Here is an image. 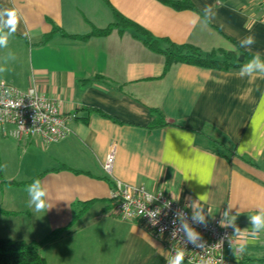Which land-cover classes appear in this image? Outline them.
<instances>
[{"label": "crops", "instance_id": "0c3cea01", "mask_svg": "<svg viewBox=\"0 0 264 264\" xmlns=\"http://www.w3.org/2000/svg\"><path fill=\"white\" fill-rule=\"evenodd\" d=\"M189 1L195 12L159 0H0L21 17L0 47V83L33 88L76 117L70 135L54 143L0 134L3 177L21 184L0 191V239L40 241L67 229L39 249L45 264H165L161 242L140 221L110 213L119 183L160 191L192 213L202 210L206 222L225 220L233 244L224 255L264 264V229L256 232L250 219L264 213V72L185 64L164 72L163 57L131 28L80 39L107 28L116 12L156 40L264 60L256 0ZM250 35L256 43L242 47ZM37 180L51 204L46 212L30 207L27 188Z\"/></svg>", "mask_w": 264, "mask_h": 264}, {"label": "built area", "instance_id": "2783aa9c", "mask_svg": "<svg viewBox=\"0 0 264 264\" xmlns=\"http://www.w3.org/2000/svg\"><path fill=\"white\" fill-rule=\"evenodd\" d=\"M264 12V0H256ZM75 114H63L49 98L29 88L19 91L13 86L0 83V134L21 143L36 139L43 144L63 140L71 131L69 123ZM114 163V147L111 146L103 163V171L111 175ZM110 213L123 222L140 221L149 234L160 241L166 252V262L177 251H183L182 264H236L224 255L232 245L227 223L223 219L196 223L193 213L164 193L148 192L137 185L115 183L109 193ZM155 213V215H150ZM186 221L200 236L201 247L187 241L181 228Z\"/></svg>", "mask_w": 264, "mask_h": 264}, {"label": "trees", "instance_id": "16d2710c", "mask_svg": "<svg viewBox=\"0 0 264 264\" xmlns=\"http://www.w3.org/2000/svg\"><path fill=\"white\" fill-rule=\"evenodd\" d=\"M161 3L173 8L176 11L190 10L196 11L189 0H159ZM114 21L105 29H93L92 32L80 37L86 40L90 37H103L108 35L113 28H131L139 36L143 38V45L150 51L160 54L164 59V72H166L173 64H185L189 66L201 67L211 70L227 71L231 68H243L246 60L252 58L251 55L241 53L243 62L239 63L237 56L232 53H225L221 50L212 51L210 53H202L198 48L188 45H176L167 40H156L149 33L139 28L134 23L124 19L116 12L113 13ZM159 43L165 44V48L161 50ZM221 57L222 59H217ZM264 61L263 59H261ZM21 184L9 182L4 179L0 161V191L6 186H19ZM90 203H84L83 208L86 209ZM67 229H59L52 231L40 241H13L0 239V264H45V260L38 254L39 249L58 238H60Z\"/></svg>", "mask_w": 264, "mask_h": 264}, {"label": "clouds", "instance_id": "9594fccd", "mask_svg": "<svg viewBox=\"0 0 264 264\" xmlns=\"http://www.w3.org/2000/svg\"><path fill=\"white\" fill-rule=\"evenodd\" d=\"M209 10L210 6H206L205 12L207 13ZM20 21L21 17L15 8H0V47L7 46L9 35L16 31ZM4 28L8 29L7 33L4 32ZM255 43V36L250 35L245 37V39L241 41V46H251ZM256 70L264 72V61L261 60L258 53L244 65L241 70V75H251ZM0 71H3V69H0ZM27 191L30 196V207H33L34 212H46L51 207V204L45 198L47 196V190L42 188L40 181L37 180L32 185L28 186ZM150 215L154 216L155 213H152ZM225 215H227V213H225ZM250 219L256 232L264 229V213L254 215ZM192 220L196 223H204L205 218L202 214V210H195L193 212ZM181 228L188 242L192 243L196 247L202 246L200 243H198V241L200 240L199 234L195 232L191 227H189L186 221H182ZM183 260V251H177L175 256L168 261V264H182Z\"/></svg>", "mask_w": 264, "mask_h": 264}, {"label": "rangeland", "instance_id": "374dc122", "mask_svg": "<svg viewBox=\"0 0 264 264\" xmlns=\"http://www.w3.org/2000/svg\"><path fill=\"white\" fill-rule=\"evenodd\" d=\"M238 57H239V56H238ZM238 57H237V59H238ZM3 160H4L5 163H6V162H8V161H11V160H12V157H11V156L9 157V155H8V156H7V155L4 156V153H3ZM20 186H21V185H19V187H20ZM11 187H13V186H11ZM15 187H18V186H14V188H15Z\"/></svg>", "mask_w": 264, "mask_h": 264}, {"label": "water", "instance_id": "95a60500", "mask_svg": "<svg viewBox=\"0 0 264 264\" xmlns=\"http://www.w3.org/2000/svg\"><path fill=\"white\" fill-rule=\"evenodd\" d=\"M237 60H238L239 63L243 62V60H244L243 55H239Z\"/></svg>", "mask_w": 264, "mask_h": 264}]
</instances>
